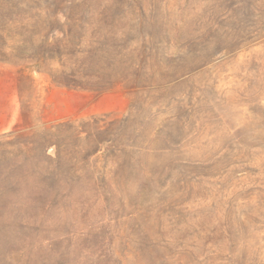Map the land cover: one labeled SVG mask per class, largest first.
I'll list each match as a JSON object with an SVG mask.
<instances>
[{
	"label": "rangeland",
	"instance_id": "obj_1",
	"mask_svg": "<svg viewBox=\"0 0 264 264\" xmlns=\"http://www.w3.org/2000/svg\"><path fill=\"white\" fill-rule=\"evenodd\" d=\"M9 141L0 264H264V0H0Z\"/></svg>",
	"mask_w": 264,
	"mask_h": 264
},
{
	"label": "trees",
	"instance_id": "obj_2",
	"mask_svg": "<svg viewBox=\"0 0 264 264\" xmlns=\"http://www.w3.org/2000/svg\"><path fill=\"white\" fill-rule=\"evenodd\" d=\"M70 128V125L66 124V125H59V128ZM57 129V127H50L49 129H46L44 131V135L42 136V140L39 142L38 146L41 149V151L43 150V153H46L47 147L50 145V141L48 140L50 138V136L52 135V132ZM85 133L84 131H81L80 134ZM13 137V136H12ZM15 142H17L18 138H12ZM12 141V142H14ZM11 141L7 142V143H0V163H1V159L4 157H7V153L5 151V149H9L12 146ZM17 145V143H16ZM23 146V148H26V146L30 145L29 143L27 144H21ZM28 149L25 150V153H27ZM24 153V152H21ZM11 154V153H10ZM24 155V154H23ZM45 157L47 158L46 154ZM59 155H56L55 159L53 160V162H57L59 161ZM12 167V166H10ZM51 176L54 175H60L59 172L57 171H53L52 173H50ZM10 172H9V167L5 168L3 172H0V217L4 214L3 212L6 210V208L12 204L11 200L7 199V195L9 194L10 191L13 190V193L16 191L15 187H11V184L8 183V178H10ZM56 188V187H55ZM54 192L57 191V189L54 188H47L45 190V192ZM43 196V194H42ZM41 197L40 193L38 191H36L33 195H32V199L30 198L29 202L25 205V207L21 208V209H14L15 210V215L16 216H24V215H29L31 214V210H30V203H32V205L36 202L34 199H39ZM41 200V199H39Z\"/></svg>",
	"mask_w": 264,
	"mask_h": 264
}]
</instances>
